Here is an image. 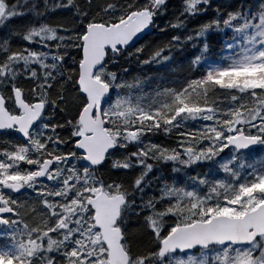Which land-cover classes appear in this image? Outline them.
Listing matches in <instances>:
<instances>
[{
  "label": "snow or ice",
  "instance_id": "6c2138e0",
  "mask_svg": "<svg viewBox=\"0 0 264 264\" xmlns=\"http://www.w3.org/2000/svg\"><path fill=\"white\" fill-rule=\"evenodd\" d=\"M0 27V264H264V0H0Z\"/></svg>",
  "mask_w": 264,
  "mask_h": 264
},
{
  "label": "rangeland",
  "instance_id": "374dc122",
  "mask_svg": "<svg viewBox=\"0 0 264 264\" xmlns=\"http://www.w3.org/2000/svg\"><path fill=\"white\" fill-rule=\"evenodd\" d=\"M7 29L0 27V35H4L6 33Z\"/></svg>",
  "mask_w": 264,
  "mask_h": 264
},
{
  "label": "trees",
  "instance_id": "16d2710c",
  "mask_svg": "<svg viewBox=\"0 0 264 264\" xmlns=\"http://www.w3.org/2000/svg\"><path fill=\"white\" fill-rule=\"evenodd\" d=\"M237 2H238V0H237ZM191 26V25H190ZM147 39V38H146Z\"/></svg>",
  "mask_w": 264,
  "mask_h": 264
}]
</instances>
